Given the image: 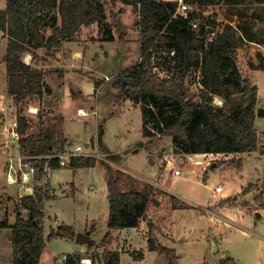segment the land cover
Masks as SVG:
<instances>
[{"label":"rangeland","instance_id":"1","mask_svg":"<svg viewBox=\"0 0 264 264\" xmlns=\"http://www.w3.org/2000/svg\"><path fill=\"white\" fill-rule=\"evenodd\" d=\"M238 6L248 9L250 3L243 0ZM3 7L4 0H0V9ZM103 7L113 40L103 42V30L92 24L81 28L74 42L63 45L56 53L39 49L37 58L30 63L42 70L46 85L42 95H28L19 104L5 92V64L1 62L5 46L0 37V107H4L8 123L15 122L17 127L16 117L23 115L27 128L21 137L37 134L40 128H51L55 150L90 144L85 148L106 159L95 158L94 167L76 171L69 167L56 169L47 179L48 198L42 203L45 235L57 232L63 225L72 227L75 235H85L92 228L97 233H89L91 246L56 236L46 242L39 263L57 264L56 258L78 253L82 257L80 264L92 256L96 264H103V253L117 250L120 264H169L164 256L148 250L147 239L153 238L174 250L172 264H264V158L257 153L184 157L174 152L169 136L144 138L140 104L123 99L114 86L117 74L140 61L139 33L134 26L137 14L123 0L104 2ZM231 9L219 3L203 8L201 14L214 17L222 25H247L256 31L255 42L243 40L234 58L243 78L257 88L255 110L264 109L261 22L251 18L252 10L236 14ZM74 51L79 52L75 61ZM29 57L25 53L22 60L28 62ZM261 60V69L251 67ZM164 68L157 71L161 78L167 75ZM198 81L197 72L186 79L195 99L200 89ZM47 86L49 89H45ZM218 100L222 104L218 98L214 104L221 106ZM79 108L89 115L78 117ZM253 128L259 144H264V118L256 117ZM238 161L240 169L234 164ZM101 163L124 172L125 191L145 185L154 187L153 200L138 227L108 231V191L104 183L107 170ZM175 169L180 176L173 178L171 172ZM29 188L33 190L32 185ZM9 191L12 195L0 196V221L7 213L8 222L13 224L18 201L13 197L14 189ZM149 225L153 227L151 231ZM0 231V264H11L10 230ZM139 252L142 258L135 259Z\"/></svg>","mask_w":264,"mask_h":264},{"label":"trees","instance_id":"2","mask_svg":"<svg viewBox=\"0 0 264 264\" xmlns=\"http://www.w3.org/2000/svg\"><path fill=\"white\" fill-rule=\"evenodd\" d=\"M109 1L115 0H4L0 31L6 38L1 60L5 64L6 94L17 104L28 95H42L46 85L44 74L32 64L24 63L25 53L31 56V61L37 58L39 49L56 53L63 43L74 41L81 28L92 24L103 30L104 41L113 40L103 7ZM123 1L137 14L134 26L139 33L140 61L117 74L114 86L123 99L140 104L143 137L169 136L174 152L181 155L257 153L264 158V144H259L253 128L256 117L264 118V109L255 110L257 88L243 78L234 58L243 40L255 42L256 31L247 25H222L214 17L201 14L203 8L219 3L232 7L236 14L252 10L251 18L261 22L264 32V0H246L250 3L248 9L238 6L243 0H182L190 7L183 17L176 15L177 1ZM163 67L167 75L161 78L158 72ZM251 67L261 69L263 61ZM195 72L200 85L197 99L186 85L187 76ZM95 85L98 87L99 82ZM215 98L222 100L221 106L214 104ZM2 115L3 107H0V119ZM16 118L17 131L22 136L27 119L23 115ZM2 127L0 124V146ZM54 141L51 128H40L37 134L22 137L21 150L31 155L46 154L54 149ZM95 163L94 159L77 158L70 162L69 168L94 167ZM101 164L107 170L108 231L138 227L153 200L154 187L145 185L125 191L124 172ZM234 164L241 168L240 161ZM45 188L34 187L32 194L15 204L13 224H9L7 213L0 221V230L10 229L11 264H40L47 241L56 236L75 238L74 229L64 225L57 232L45 235L42 226V203L48 198ZM149 227L151 231L152 225ZM147 243L149 251H156L172 264L173 249L153 238L147 239ZM65 257V264H80L82 259L78 253ZM134 258L141 259L142 254L139 252ZM89 261L96 264L95 256ZM101 261L120 264V254L117 250H107Z\"/></svg>","mask_w":264,"mask_h":264},{"label":"built area","instance_id":"3","mask_svg":"<svg viewBox=\"0 0 264 264\" xmlns=\"http://www.w3.org/2000/svg\"><path fill=\"white\" fill-rule=\"evenodd\" d=\"M177 2L178 8L176 15L181 17L186 16L189 6L184 4L182 0H178ZM193 26L195 27V24ZM34 113H36V110L33 111ZM77 114L83 117L89 115V113L80 109L77 110ZM91 114L94 115L95 111ZM8 122L5 110L3 109V115L0 119V124H3L0 161L4 163L7 182L20 186L22 192L18 195V203L25 195H30L34 192V190H30V185L33 186V189L36 186L44 187L47 179L50 178L54 170L69 167L73 159L90 158L95 160L96 158L106 161L97 152L89 151V149L81 145L64 150L52 149L50 152L41 155L26 154L21 150L20 141L22 137L17 131L15 122L12 125ZM171 175L173 178H176L180 176V171L178 169L172 170ZM27 189L29 192L25 193L24 190ZM65 259V255H63L62 258H56L55 262L62 264L65 263Z\"/></svg>","mask_w":264,"mask_h":264},{"label":"crops","instance_id":"4","mask_svg":"<svg viewBox=\"0 0 264 264\" xmlns=\"http://www.w3.org/2000/svg\"><path fill=\"white\" fill-rule=\"evenodd\" d=\"M2 36V38H1V43L3 42V46H5V49H4V54H5V51H6V38L3 36V33H2V31H0V37ZM112 40H110V41H107L106 43H108V42H111ZM74 41H72V42H65V43H63L65 46H67L68 44L67 43H73ZM103 42H105V41H103ZM5 43V44H4ZM4 54H2V57H3V55ZM50 54H52V52H50ZM77 54H79V52H77V51H74L73 52V57H74V61L77 59ZM73 57H71V58H73ZM30 61H31V57H29V61L28 62H24V63H27V64H31L30 63ZM3 63V62H2ZM33 65V64H32ZM34 66V65H33ZM37 68V67H36ZM4 69H5V66H4ZM38 69V68H37ZM63 70V69H62ZM63 73H64V71H63ZM74 73V72H73ZM64 74H62V76H63ZM64 83V82H63ZM99 87V86H98ZM73 92V91H72ZM72 92H71V96L73 97L74 95V93L72 94ZM128 101V100H127ZM129 102V101H128ZM80 110H81V108H79ZM62 109H61V106H60V108H59V111H60V113L62 114V111H61ZM78 110V109H77ZM96 112V111H95ZM94 115H96V113L94 114ZM93 115V116H94ZM62 116V115H61ZM63 117V116H62ZM78 117H81V116H78ZM83 117V116H82ZM64 119H65V117H63V121H64ZM64 123V122H63ZM92 144V143H91ZM91 151H92V149H91ZM180 155V154H179ZM181 156V155H180ZM184 157H185V155H183ZM200 156H214V155H212V154H204V155H200ZM217 156H220V155H217ZM166 159V158H165ZM79 168H84V167H78L77 169H74L75 171L76 170H78ZM86 168V167H85ZM58 170V169H57ZM106 179L107 178H105L104 179V183H105V185H106ZM48 187H49V184H48ZM10 188H13L14 189V191H15V193L13 194L14 196V198H18V195L20 194V192H22L21 191V189H20V186H18V185H12V184H9L8 182H7V179H6V173H5V167H4V164L2 163V162H0V196H4L5 195V193H9V194H11L12 195V193H11V191H9L10 190ZM25 191V193H28L29 191H28V189L27 190H24ZM15 194H17V195H15ZM15 199V201L17 202L18 201V199ZM9 215V214H8ZM8 217H10V216H8ZM9 224H11V223H9ZM6 229H9V228H6ZM10 230V229H9ZM111 232H115V231H111ZM88 233H90V234H96L97 233V229L96 228H92V230H90ZM107 233V232H106ZM0 234H1V231H0ZM89 234V235H90Z\"/></svg>","mask_w":264,"mask_h":264},{"label":"water","instance_id":"5","mask_svg":"<svg viewBox=\"0 0 264 264\" xmlns=\"http://www.w3.org/2000/svg\"><path fill=\"white\" fill-rule=\"evenodd\" d=\"M90 144H84V147H88ZM129 150H127L125 153H128ZM256 217H259V214H256ZM74 241L76 244L82 243V244H90L89 240V233H85V235L82 234H77L75 235Z\"/></svg>","mask_w":264,"mask_h":264},{"label":"bare ground","instance_id":"6","mask_svg":"<svg viewBox=\"0 0 264 264\" xmlns=\"http://www.w3.org/2000/svg\"><path fill=\"white\" fill-rule=\"evenodd\" d=\"M218 103L221 104L219 100H218ZM82 262H84L85 264H89L90 263L89 259H83Z\"/></svg>","mask_w":264,"mask_h":264}]
</instances>
